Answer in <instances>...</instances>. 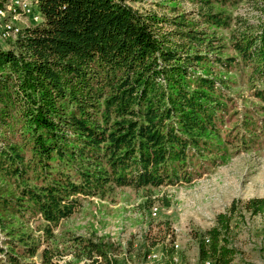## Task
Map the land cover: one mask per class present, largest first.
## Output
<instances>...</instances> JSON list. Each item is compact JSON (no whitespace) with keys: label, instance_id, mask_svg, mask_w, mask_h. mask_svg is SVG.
<instances>
[{"label":"trees","instance_id":"trees-1","mask_svg":"<svg viewBox=\"0 0 264 264\" xmlns=\"http://www.w3.org/2000/svg\"><path fill=\"white\" fill-rule=\"evenodd\" d=\"M199 2L193 12L157 15L126 0H36L41 21L0 45V224L40 220L50 238L80 198L196 179L222 110L217 83L200 66L247 67L252 96L264 103V25L211 5L234 0ZM206 27L229 30L234 57H210L218 40ZM236 204L197 240L201 262L231 264L227 234L236 211L264 215V198ZM27 240L5 242L0 264H35L40 245ZM83 249L96 257L91 264H112L105 246ZM40 260L53 264L47 251Z\"/></svg>","mask_w":264,"mask_h":264},{"label":"rangeland","instance_id":"rangeland-1","mask_svg":"<svg viewBox=\"0 0 264 264\" xmlns=\"http://www.w3.org/2000/svg\"><path fill=\"white\" fill-rule=\"evenodd\" d=\"M12 1L5 0L3 6ZM27 1L37 14L36 0ZM199 1L204 0L126 3L140 13L169 15L172 8L180 14L196 11ZM234 1L231 7H221L220 2L211 5L247 25H264V0ZM14 23L20 29L37 25L24 18ZM206 31L208 35L215 31L218 40L210 57L223 62L234 57L229 30L206 27ZM198 71L216 81L215 97L222 110L216 116L212 152L200 160L193 182L158 189L112 187L101 196L80 198L78 209L52 230L50 238L40 220L7 217V225L0 224V247L6 249L5 242L24 238L40 245L35 264H42V251L50 253L53 264H91L96 257L88 260L83 244L92 242L105 246L106 259L112 264H144L150 252L167 258L176 243L183 264H202L197 240L215 225L216 216L226 213L234 201L240 209L250 199L264 198V103L252 96L255 77L240 63L205 64ZM227 239L236 253L231 264H264V215L236 211ZM97 264L106 263L103 259Z\"/></svg>","mask_w":264,"mask_h":264},{"label":"bare ground","instance_id":"bare-ground-1","mask_svg":"<svg viewBox=\"0 0 264 264\" xmlns=\"http://www.w3.org/2000/svg\"><path fill=\"white\" fill-rule=\"evenodd\" d=\"M11 4L12 2L8 6L0 7V11H2V14H0V42L9 41L11 38L14 40L16 38L21 29L14 22L18 20V17L26 15V7L31 9V4L27 0H13V8L8 9ZM35 16L39 15L35 14ZM205 242L207 243L208 239H205ZM171 250L172 252L169 256H166L167 258H162L155 252L148 253L145 257L144 264H183L177 254L178 245L176 243L172 245ZM202 264L213 263L205 260Z\"/></svg>","mask_w":264,"mask_h":264},{"label":"built area","instance_id":"built-area-1","mask_svg":"<svg viewBox=\"0 0 264 264\" xmlns=\"http://www.w3.org/2000/svg\"><path fill=\"white\" fill-rule=\"evenodd\" d=\"M12 8H13V1L8 9H12ZM0 14H2V11H0ZM22 18L32 19V23L34 24H38L41 21L40 16H35V9H30L29 7H26V15H22L21 17H18V19H22Z\"/></svg>","mask_w":264,"mask_h":264}]
</instances>
